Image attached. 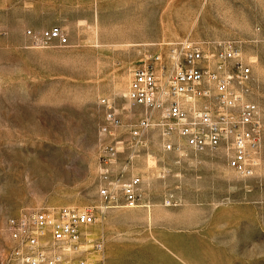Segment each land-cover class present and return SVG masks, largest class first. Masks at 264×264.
<instances>
[{"label":"rangeland","instance_id":"374dc122","mask_svg":"<svg viewBox=\"0 0 264 264\" xmlns=\"http://www.w3.org/2000/svg\"><path fill=\"white\" fill-rule=\"evenodd\" d=\"M55 26L65 44L36 42ZM186 37L206 50L235 41L251 67L263 129L252 175L220 148L170 136L167 149L155 128L140 144L132 135L143 117L127 99L132 72ZM101 185L116 198L92 225L106 264H264V0H0V256L9 216L99 208Z\"/></svg>","mask_w":264,"mask_h":264},{"label":"built area","instance_id":"2783aa9c","mask_svg":"<svg viewBox=\"0 0 264 264\" xmlns=\"http://www.w3.org/2000/svg\"><path fill=\"white\" fill-rule=\"evenodd\" d=\"M28 34L31 33L29 30ZM43 45L67 42L57 26L34 35ZM165 52L150 56L129 80L127 99L141 106L142 118L131 129L141 139L148 128L161 132L163 146L173 149L170 136L193 148H220L228 166L240 175H252L261 147L262 120L251 99V67L242 62L232 40L212 41L206 50L189 38L165 42ZM111 125L117 124L108 113ZM106 127L103 128L106 131ZM115 154V146H105ZM108 178V168L102 170ZM137 177L123 185L125 205L137 202ZM99 208L85 205L50 206L9 216L5 230L10 243L0 264H106L104 236L92 229L102 213L115 204L108 185H101Z\"/></svg>","mask_w":264,"mask_h":264}]
</instances>
